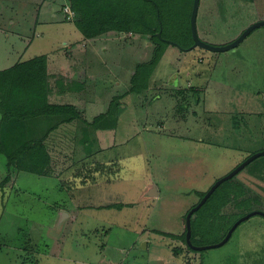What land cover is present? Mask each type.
<instances>
[{"label": "rangeland", "instance_id": "rangeland-1", "mask_svg": "<svg viewBox=\"0 0 264 264\" xmlns=\"http://www.w3.org/2000/svg\"><path fill=\"white\" fill-rule=\"evenodd\" d=\"M5 1L0 2L4 20L21 26L12 31L33 41L29 50L43 43V23L58 29L62 24L67 31L66 24L78 17H50L48 0ZM63 1L56 0L58 8ZM133 1L138 7L147 2ZM7 2L13 7L8 9ZM160 2V19L147 6L148 19L160 26L166 41L154 64L146 62L158 43L142 31L144 25L135 31L108 30L103 42L112 50L97 52L114 64L115 76L104 66L96 69L95 54H88L93 59L84 65L85 77L67 72L58 61L48 70L55 75L48 78L49 101L75 104L77 116L69 108L21 116L34 107L28 109L30 101L22 100L26 110L6 120L12 133L4 148L0 124V264H264L260 213L242 221L223 245L196 248L219 243L244 215L264 212V154L223 181L194 212V247L186 237L187 214L207 191L264 151V25L233 49L183 50L167 38L190 47L185 37L192 33L194 0ZM260 19L264 0H200L197 31L202 40L221 45ZM65 33L60 32L59 45L55 40L57 48ZM4 39L0 30V65L7 63L3 55L11 47ZM13 45L12 55L19 58L23 43L17 39ZM170 47L176 49L170 52ZM132 77L141 92L134 90ZM69 82L75 88L59 93ZM0 108L8 116L6 106ZM31 131H44L39 140L48 149L49 159L38 173L31 169L46 159L41 146L22 150L27 169L11 159L18 148L12 137L26 140ZM78 171L85 176H77ZM153 187L156 194H150ZM61 208L71 214L69 220Z\"/></svg>", "mask_w": 264, "mask_h": 264}, {"label": "trees", "instance_id": "trees-1", "mask_svg": "<svg viewBox=\"0 0 264 264\" xmlns=\"http://www.w3.org/2000/svg\"><path fill=\"white\" fill-rule=\"evenodd\" d=\"M145 1L147 2L144 4L141 3V5H139L138 7V3H134L133 0H71V6L75 12V15L78 14V17L75 19L77 26L79 27L80 31L87 37L99 35L111 29L135 31L139 29L140 25H144L142 31L150 32L152 34V39L158 43L156 53L155 55H153L150 62H146L147 65V63L154 64L158 60V56H161L160 54H162L160 51L161 46H163L162 44L166 41L163 39V36L160 37V35L157 34L160 30V26L148 19V16L152 14L150 13L151 10L147 9L149 7V3L151 5V8L153 9L152 12H154L156 17H158L159 19L161 17L159 15L160 10L163 7L162 3L160 2V0ZM184 1L182 0V3ZM258 6L260 7L259 4ZM185 35L189 36V33L185 32ZM185 38L190 40V36ZM162 40L164 42H161ZM189 45H191V40ZM135 76L136 74L134 75V77ZM133 82L135 85L133 88L135 90L138 87L136 79L133 78ZM49 85L50 84L48 83L45 55L36 56L28 61L19 62L9 69L1 70L0 106H6L9 112L8 116H6V109L0 108L2 110L5 109V117L3 122H6L7 119L15 117V115H20V110H26L25 107H22V100L30 101V103L25 104L27 105L26 107L28 109L33 106L34 107L31 108L29 112L22 113L21 116H23L24 114L31 116L40 113V111H43V113L47 114L55 113L56 111L58 113H61L63 110H68V108L70 109L69 111L72 112V114L77 116L78 112L72 105H57V109L51 108L56 104L48 102V93L50 90ZM47 107L51 109L45 112V109ZM16 127H18L19 129L20 126L16 125L14 129H16ZM2 133H5L2 136L7 135V137H9L12 131L10 128L5 127L2 130ZM13 138L14 137H12V141H15L14 144L18 145V148L15 149V155L11 158L13 161L12 164H16L20 168L27 169L28 167L26 166V164L29 165V163L24 157L25 154H23L22 150H24V148H27L26 146L29 145L30 148L33 149L31 150L32 152L36 148L33 147V145H36L37 148L41 146V148H43V152H45L46 159L41 161L42 167H38L39 164H34L33 169H31V171H35L37 173L41 172L44 167V161L49 159L45 147L42 146V140H27L26 137L25 139L27 141L24 139H19L20 141L17 142L16 140L18 139ZM5 144L6 140L5 138H3V140L1 141L2 148L7 147ZM101 170L102 168H100L99 170L97 169L96 171L100 172ZM76 175H82L83 177L85 176L81 171H78ZM68 187L69 189L72 188V186L69 185ZM191 224L195 225V220L193 218L191 220ZM192 242L195 243L194 240H192Z\"/></svg>", "mask_w": 264, "mask_h": 264}, {"label": "crops", "instance_id": "crops-1", "mask_svg": "<svg viewBox=\"0 0 264 264\" xmlns=\"http://www.w3.org/2000/svg\"><path fill=\"white\" fill-rule=\"evenodd\" d=\"M4 2L5 0H1L0 2ZM6 2V1H5ZM48 2H51V7L52 10L49 8L47 10H45V13H47L50 17H54V18H58L62 21L66 20H70V18L72 16H74L75 12L72 9V6L69 5V3L64 0L62 2V5H66V7L64 8L62 5L60 6V8H58L59 6L56 5V0H48ZM12 2H7L8 9L13 7ZM55 6L57 7V9H55ZM2 7V6H0ZM63 7V8H62ZM69 7L71 9H69ZM70 11L73 13V15L71 16ZM66 13H68V18H66ZM4 11L0 10V30H1V37H5L6 39L8 38V43L11 45V47H15L16 44V40L19 39L20 43H23V47H22V51L19 54V58H15V55H12V48L10 47L6 54L3 55L4 62H7L4 65H0V71L1 70H5V69H9L13 66H15L16 64H18L19 62H23V61H28L36 56H40V55H45L46 56V71H47V75L48 78H53L55 77L54 74H49V71L54 69V67L52 66L53 62L58 61V64L60 65V67H62V69H67V72H71L74 73L75 75H80L78 77H85L87 76L86 72H89V70L84 69V65H86L88 62H91L93 58H89L88 54H95L97 56V59H93V61H95V67L96 69L104 66L105 70L112 72V74L115 73L114 71V64L111 63V65L108 64V60L107 58H101L100 55L102 56V54L98 53L97 51H103V48L105 49V51L107 53H109L112 49H109V44L108 43H104L103 40V36L102 33L99 35H95V36H90L87 37L85 36L79 29V27L77 26L75 19H72L70 22H72L73 24L71 26H69V24H66L67 26V31H63L62 30V24H59V29L53 26H50L48 24L43 23L42 24V33H41V37L44 39L43 43H39L35 46H33V48L31 50H29V46H31V44H33V41H30L29 37H27V39H25L24 34L21 33V31H12V27L16 26L17 29H19L21 26L19 24H17L16 22H11V18H9L7 20V22L4 20ZM77 17V16H75ZM2 22L4 23V25L2 24ZM9 31V32H8ZM60 32L64 33L63 35V39L62 41H64L63 46H58L57 45L60 44V37L62 36L60 34ZM4 33V34H3ZM105 33V32H104ZM103 33V34H104ZM13 34V35H12ZM39 37V36H37ZM115 38H118L115 37ZM4 39V40H6ZM114 39V38H113ZM56 40V43H54ZM61 41V43H62ZM118 41V39H117ZM31 42V44H30ZM104 43V44H103ZM44 46V47H41ZM135 43H133L130 47L135 49ZM118 48H116L117 51H119L121 49V47L119 45H117ZM176 48H172L170 47V52L174 51ZM183 49V48H182ZM185 50V49H183ZM169 50H166V52ZM165 52V53H166ZM172 55V53H170ZM109 55H114V54H109ZM108 57V55H107ZM115 59V58H112ZM111 60V59H109ZM76 61H79L81 63H76ZM1 63V61H0ZM116 63V60L115 62ZM139 65V64H138ZM49 70V71H48ZM113 70V71H112ZM127 72L131 75L134 76L132 72L135 71H129V69L127 68ZM88 75H92V73H88ZM128 76V75H127ZM74 77V76H73ZM119 77V76H118ZM65 78V77H63ZM92 78H94V76H92ZM133 78V77H132ZM119 80L118 83L123 82L122 79H116V82ZM126 81V80H125ZM82 84V86L84 85L83 81L80 80L78 81ZM175 83L178 85V87H180L179 85L180 82L179 80H175ZM67 85H69L70 87L68 89L65 88H61L59 89V93H63V92H68L69 90H72L73 87L72 86V82H69ZM119 85V84H118ZM175 87L177 88V86L175 85ZM138 90L139 92L140 89H135ZM53 91V89H52ZM48 102L51 103L49 101V96H48ZM52 104H57L52 102ZM70 105L74 106V108L76 109L75 104H71ZM57 105H61V104H57ZM4 117L2 118L0 124L2 123V127L7 126V122H3ZM86 120V119H84ZM10 122V121H9ZM46 122H44L45 124ZM11 129V128H10ZM50 130V129H49ZM45 131V129H44ZM44 131H37V132H33L31 131V133L29 134V136L27 137V140H39V136L40 133L44 132ZM52 131V130H51ZM46 133L48 134V130L46 131ZM65 137L67 135H64ZM4 138H7V135H5ZM52 138V137H51ZM58 139V137H57ZM60 139V138H59ZM26 140V141H27ZM86 141V139H84ZM52 141V140H51ZM54 142V141H52ZM56 144V143H55ZM57 145V144H56ZM46 153L48 152V149H46ZM2 154V153H1ZM60 210V214L63 217V219H70L71 214L67 213L66 210H64V208L59 209Z\"/></svg>", "mask_w": 264, "mask_h": 264}, {"label": "water", "instance_id": "water-1", "mask_svg": "<svg viewBox=\"0 0 264 264\" xmlns=\"http://www.w3.org/2000/svg\"><path fill=\"white\" fill-rule=\"evenodd\" d=\"M199 5H200V0H194V6H193V10L191 13V30H192V35H193V41L194 43L186 49H192L193 47L196 46H201L204 47L205 49H208L210 51H214V52H218V51H226L229 49H233L235 47H237V45H239L255 28L263 26L264 25V19H260L254 23H252L250 26H248L244 32L237 37L236 39H234L233 41L226 43V44H221V45H215V44H211L208 43L204 40H202L199 35H198V31H197V16H198V10H199ZM160 35V32L158 33ZM170 41V40H168ZM170 43L178 45L179 47H182L180 44L174 42V41H170ZM264 154V151L258 152V153H254L253 155H251L245 162H243L241 165H239L238 167H236L232 172H230L228 175L224 176L223 178H221L220 180H218L214 186L212 188H210L207 193L203 196L202 200L195 206L193 207L190 212L187 214V241L189 242L190 245H193L192 241H191V236H192V224H191V220L193 217V214L195 211H197L207 200L208 198L211 196V194L215 191V189L225 180L232 178L235 174H237L241 169H243L248 163H250L252 160H254L256 157L260 156ZM156 188L153 187L152 190H150V194H156ZM256 213H260L264 215L263 211H252L246 215H244L243 217H241L230 229L229 232H227V235L219 242L213 245H201V246H196V248L199 249H207L210 247H217L220 245H223L225 242H227L230 237L232 236L234 230L237 228V226L244 221L245 219H248L249 217H251L252 215L256 214Z\"/></svg>", "mask_w": 264, "mask_h": 264}, {"label": "flooded vegetation", "instance_id": "flooded-vegetation-1", "mask_svg": "<svg viewBox=\"0 0 264 264\" xmlns=\"http://www.w3.org/2000/svg\"><path fill=\"white\" fill-rule=\"evenodd\" d=\"M168 40H170V41H174V42H176V43H178V41H176V40H174V39H169V38H167V41ZM190 40H191V45L194 43V41H193V35H192V33H191V36H190ZM170 41H169V43H170ZM179 44V43H178ZM190 45V46H191ZM182 47H180V48H187V47H184L183 45H181ZM193 218V217H192Z\"/></svg>", "mask_w": 264, "mask_h": 264}, {"label": "built area", "instance_id": "built-area-1", "mask_svg": "<svg viewBox=\"0 0 264 264\" xmlns=\"http://www.w3.org/2000/svg\"><path fill=\"white\" fill-rule=\"evenodd\" d=\"M70 14H71V16L73 15V13L70 11Z\"/></svg>", "mask_w": 264, "mask_h": 264}, {"label": "clouds", "instance_id": "clouds-1", "mask_svg": "<svg viewBox=\"0 0 264 264\" xmlns=\"http://www.w3.org/2000/svg\"><path fill=\"white\" fill-rule=\"evenodd\" d=\"M183 49H185V48H183Z\"/></svg>", "mask_w": 264, "mask_h": 264}]
</instances>
